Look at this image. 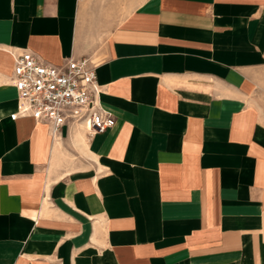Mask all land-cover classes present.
<instances>
[{"label": "crops", "instance_id": "0c3cea01", "mask_svg": "<svg viewBox=\"0 0 264 264\" xmlns=\"http://www.w3.org/2000/svg\"><path fill=\"white\" fill-rule=\"evenodd\" d=\"M121 4L0 0V264H264V0ZM21 50L113 124L10 119Z\"/></svg>", "mask_w": 264, "mask_h": 264}, {"label": "built area", "instance_id": "2783aa9c", "mask_svg": "<svg viewBox=\"0 0 264 264\" xmlns=\"http://www.w3.org/2000/svg\"><path fill=\"white\" fill-rule=\"evenodd\" d=\"M12 60L16 106L10 119L31 117L47 124L51 136H57L68 123L83 122L88 135L113 124V116L96 102L95 64L88 57H68L60 64H50L21 50Z\"/></svg>", "mask_w": 264, "mask_h": 264}, {"label": "rangeland", "instance_id": "374dc122", "mask_svg": "<svg viewBox=\"0 0 264 264\" xmlns=\"http://www.w3.org/2000/svg\"><path fill=\"white\" fill-rule=\"evenodd\" d=\"M99 2L103 1V0H98ZM115 1V0H112ZM118 3H122L121 6L123 5L124 10L126 11V9H128L130 6L134 5L135 3H137L140 0H117Z\"/></svg>", "mask_w": 264, "mask_h": 264}]
</instances>
